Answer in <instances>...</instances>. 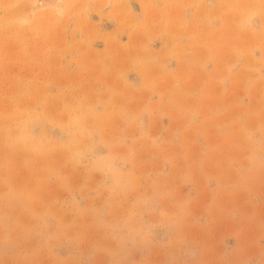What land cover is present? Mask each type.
I'll use <instances>...</instances> for the list:
<instances>
[{
  "label": "rangeland",
  "instance_id": "1",
  "mask_svg": "<svg viewBox=\"0 0 264 264\" xmlns=\"http://www.w3.org/2000/svg\"><path fill=\"white\" fill-rule=\"evenodd\" d=\"M35 1L0 0V264H264V0Z\"/></svg>",
  "mask_w": 264,
  "mask_h": 264
},
{
  "label": "bare ground",
  "instance_id": "2",
  "mask_svg": "<svg viewBox=\"0 0 264 264\" xmlns=\"http://www.w3.org/2000/svg\"><path fill=\"white\" fill-rule=\"evenodd\" d=\"M40 6H41V1H40V3L38 2V0L35 1V2L32 4V6H31L32 13H36L38 10H40V9H41ZM43 7H44V6H43ZM39 8H40V9H39ZM31 19H32V18H31V16H29V15H26V16L22 17L21 20H20L21 25H23L24 27L30 25V24H31Z\"/></svg>",
  "mask_w": 264,
  "mask_h": 264
}]
</instances>
